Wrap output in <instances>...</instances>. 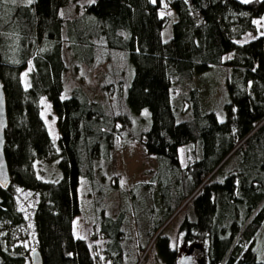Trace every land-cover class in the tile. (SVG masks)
Instances as JSON below:
<instances>
[{"label":"trees","instance_id":"trees-1","mask_svg":"<svg viewBox=\"0 0 264 264\" xmlns=\"http://www.w3.org/2000/svg\"><path fill=\"white\" fill-rule=\"evenodd\" d=\"M163 8L171 18L160 14ZM263 15L264 0H0L9 174L0 186V264H25L30 249L39 251L42 264H176L179 246L198 252V264H264V35L235 42ZM169 22L171 36L163 41ZM101 65L102 97L95 102L85 88L86 71ZM28 66L25 87L21 76ZM211 67L224 69L222 121L212 111L200 112L199 91L192 87L194 77ZM68 77L82 85L61 98ZM42 98L55 115L56 140L40 117ZM142 109L148 127L130 131V113ZM126 136L155 158L156 190L145 184L143 198L134 200L141 214L134 230L124 201L115 199L112 211L113 204L104 208L101 188H95L105 241L93 254L72 233L81 212L79 182L94 187L99 162L107 163ZM180 147L186 149L184 166ZM47 157L56 179L37 172ZM23 193L34 197V243L25 253L6 235L25 224Z\"/></svg>","mask_w":264,"mask_h":264},{"label":"rangeland","instance_id":"rangeland-1","mask_svg":"<svg viewBox=\"0 0 264 264\" xmlns=\"http://www.w3.org/2000/svg\"><path fill=\"white\" fill-rule=\"evenodd\" d=\"M7 2H22L28 3L27 0H3ZM91 1V0H87ZM72 10H62L61 14H71ZM170 13V14H169ZM164 17L171 18V12L162 9L160 12ZM65 16V15H64ZM172 22V21H171ZM171 22L165 25L162 30L161 38L163 41H167L171 36ZM237 44L242 42V38L235 41ZM231 54H227L224 60L228 59ZM117 69L121 68V61L115 62ZM130 67V66H129ZM29 70V66L22 73L21 79L26 87L27 79L25 73ZM104 66H97L86 71L87 81L85 82V88L92 94L88 96L89 100L98 102L102 95H100L98 89V81L104 74ZM128 82L132 76V70L129 68ZM70 77V75H69ZM68 82V86L65 85L61 94V98L70 96V91L75 87H81V82L77 80L73 84L71 78ZM225 74L223 68L211 67L208 70L201 72L194 77L192 81V87H195L199 91L198 102L199 110L203 114L208 111H212L219 121L224 120V111L222 105L228 100L226 86H225ZM174 100L177 106L182 99L178 92L174 94ZM101 96V97H100ZM186 106V103L180 107V113L177 114V118L182 120L185 117V111L182 108ZM146 113V114H145ZM190 109L188 110V114ZM132 117V123L129 126V130H142L149 125V115L147 109H142L139 113H130ZM40 117L45 125L47 133L52 140H56L58 132L56 128L55 115L51 109L50 103L42 98L40 100ZM134 118V123H133ZM125 133V132H124ZM127 134V133H126ZM125 134V135H126ZM124 135V136H125ZM127 137V138H126ZM120 137L117 142V149L112 153L110 160L107 163L99 162L100 168L95 173L94 187H92L88 181L82 179L78 186V196L81 203V212L76 215L72 220V233L75 237L83 239L91 250V253L100 254L104 247V239L98 232V215L100 206L95 204L94 190L100 187V193L104 197L102 207H109L113 204L111 211L115 209V199L120 198L126 204L127 210L126 217L129 219L132 228L136 230V222L139 220L140 208L134 206V200L140 201V195L146 190L145 184H151L150 187L156 190L154 182L156 181L153 173L156 168V160L154 157L147 155L140 142L131 139L126 136ZM185 147L179 148L180 163L182 166L185 164ZM37 172L40 176L46 179H56L57 172L55 169L54 161L51 157H47L40 160L36 165ZM150 201L156 204V193L150 192ZM114 201V202H113ZM34 203V197L29 193H23L19 197V206L25 218V224L18 227H10L7 230V237L11 240L13 245H18L20 251L25 253L29 247H33L34 239L31 225V211ZM120 205V202H116V208ZM148 205V204H147ZM141 217V216H140ZM179 252L190 254L193 262L198 264L199 253L191 251V249H181ZM31 249L28 252L30 253ZM140 261L143 255L140 254ZM25 264H30L27 261Z\"/></svg>","mask_w":264,"mask_h":264},{"label":"water","instance_id":"water-1","mask_svg":"<svg viewBox=\"0 0 264 264\" xmlns=\"http://www.w3.org/2000/svg\"><path fill=\"white\" fill-rule=\"evenodd\" d=\"M6 113H5V97L4 92L0 83V186L4 187L9 182V174L7 169V164L4 157V130L6 128ZM30 263L31 264H42V259L40 253L37 249H33L30 254ZM176 264H196L192 260L190 254L184 252L180 253V256L177 259Z\"/></svg>","mask_w":264,"mask_h":264},{"label":"crops","instance_id":"crops-1","mask_svg":"<svg viewBox=\"0 0 264 264\" xmlns=\"http://www.w3.org/2000/svg\"><path fill=\"white\" fill-rule=\"evenodd\" d=\"M259 22V23H257ZM264 35V15L258 19L254 20V30L251 32H247L243 34L240 38H242V43L248 42L254 39L257 36ZM259 244V243H258Z\"/></svg>","mask_w":264,"mask_h":264},{"label":"snow or ice","instance_id":"snow-or-ice-1","mask_svg":"<svg viewBox=\"0 0 264 264\" xmlns=\"http://www.w3.org/2000/svg\"><path fill=\"white\" fill-rule=\"evenodd\" d=\"M27 2H28V4H31L32 2H33V0H27ZM91 2H95V0H91ZM152 2L153 3H155L156 2V0H152ZM250 2H252V0H241V3H245V4H247V3H250ZM170 14V13H169ZM257 23H259V22H257ZM146 114V113H145ZM82 238V237H81Z\"/></svg>","mask_w":264,"mask_h":264}]
</instances>
